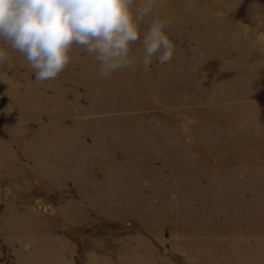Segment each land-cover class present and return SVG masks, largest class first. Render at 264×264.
I'll list each match as a JSON object with an SVG mask.
<instances>
[{
	"label": "rangeland",
	"instance_id": "rangeland-1",
	"mask_svg": "<svg viewBox=\"0 0 264 264\" xmlns=\"http://www.w3.org/2000/svg\"><path fill=\"white\" fill-rule=\"evenodd\" d=\"M215 2L221 13L229 8V19L193 22L188 33L170 25L181 59L161 65L154 56L148 69L135 65L144 78L137 90L121 70L102 78L90 58L85 68L67 66L86 85L59 74L54 91L52 80L37 82L23 55L11 52L12 67L0 66L7 80L0 79V146L14 126H25L22 96L4 86H33L63 105L44 164L27 160L28 148L11 146L12 157L0 148V264H35L38 249L56 264H127L129 256L136 264L264 260V0ZM141 54L139 42L130 45V55ZM29 127L42 129L36 121ZM99 144L114 150L113 166L131 173L99 172ZM77 146L83 155L73 154ZM69 162L74 169L65 170ZM66 203H76L68 210L78 216L72 223L60 218ZM26 242L31 248L23 251Z\"/></svg>",
	"mask_w": 264,
	"mask_h": 264
},
{
	"label": "clouds",
	"instance_id": "clouds-1",
	"mask_svg": "<svg viewBox=\"0 0 264 264\" xmlns=\"http://www.w3.org/2000/svg\"><path fill=\"white\" fill-rule=\"evenodd\" d=\"M153 5L154 0H0V66L10 69L11 52H19L37 82L54 80L71 62L74 44L98 62L102 78L135 65L148 69L154 56L164 65L175 51L166 31L172 21L155 15ZM137 42L142 54L130 55ZM30 248V242L22 246Z\"/></svg>",
	"mask_w": 264,
	"mask_h": 264
},
{
	"label": "bare ground",
	"instance_id": "bare-ground-1",
	"mask_svg": "<svg viewBox=\"0 0 264 264\" xmlns=\"http://www.w3.org/2000/svg\"><path fill=\"white\" fill-rule=\"evenodd\" d=\"M212 2H204L202 0H192L191 4L193 6L190 7V4L188 3V0H163V2H159L157 7H155V9H153V13L155 15H158L161 18L164 19H170L172 21V26L173 28H175L176 30L180 31L181 33H188V29L190 27V25L193 22H197L200 24H204V25H208L211 26V22L209 21L210 18L215 17V19L217 21H219V18L222 16L223 21L224 20H228V7L226 6L225 8L227 10H224L223 13H221L218 9H216V7H219V2H215V0H211ZM183 3H187L186 4V9H180V5ZM221 3V2H220ZM155 6V5H154ZM224 7V6H221ZM189 10V11H188ZM218 15V16H217ZM235 16V14H233ZM150 18V17H147ZM144 24V23H143ZM222 24V23H221ZM172 37L177 38L174 34H171ZM247 36V34L245 35ZM251 38V37H250ZM248 39V36H247ZM173 41H177V42H181L179 40H173ZM260 45L257 44V48L256 50L259 51L260 49ZM179 52V47L175 45V51H174V55H173V60H176L177 58L181 59L178 56ZM71 55V62L68 65L71 66H76L79 65L80 68H85L87 63L90 61V58H92L91 56H89L83 48L77 46V45H73L72 46V51L70 53ZM258 55L261 56V58L264 59V54L258 53ZM81 58V59H79ZM82 65H84V67H82ZM72 67V68H73ZM72 68H65L60 75L70 81L73 82L75 84H79L81 86L86 85L83 80H77L79 79V75L74 72V69ZM154 69L158 70V67H154ZM91 72V73H89ZM121 73L124 76V81L131 83L132 85H137V86H132V89L137 90L141 87H139L144 81H143V76L142 73L136 69L134 66L131 68H126L121 70ZM89 76L92 74V71L89 70L88 71ZM98 78V77H96ZM0 79L2 80V83L4 85H7V80L3 77L0 76ZM149 79V76L146 78V80ZM111 83V82H109ZM50 88H52L55 91V88L57 87V83L50 81L49 83H47ZM108 86V84H106ZM43 87V86H42ZM89 87V86H86ZM4 91L9 92V93H13V91H15L18 96H22L18 99H16L17 101H19V105H22L23 108H21L20 110V119L23 121L25 126H22L20 128H16L15 126L9 131L10 132V139L8 142H6L2 146H0L1 149H3V153L12 157L13 155V150L11 146L15 145L16 148L18 150H21L22 148H28L30 150V152L32 153V156H26L28 159L27 160H32L39 163V164H44L45 160H46V155H49L50 150H49V144L52 143H56V139L58 137V135H56L55 133H53V130L58 129V126H61L60 123V111L62 108V101L60 99H56L53 101H45L47 100L45 97V92H40L38 90H36L35 87L30 86V87H24V88H16L14 86H4L3 87ZM97 92L99 93L100 96H98L99 100L101 98L102 95V91L101 90H97ZM25 96V97H24ZM64 102V101H63ZM66 103V102H65ZM68 104V103H66ZM69 105V104H68ZM48 109V111H47ZM44 116H47L49 118V121L47 123L42 121V118ZM75 116V119H73V121L75 122L76 120V115L73 114L70 117H68V123L72 121V117ZM167 118V117H166ZM66 120V121H67ZM167 120V119H166ZM202 122L201 124L210 123V119L209 120H205L204 118H201ZM33 121H36L40 124V126H42L41 130L36 132L34 131L33 128L29 127V124ZM200 122V121H198ZM51 123V127H49ZM57 123V124H56ZM79 123L82 122H78L77 125ZM197 122L196 119L194 120V124L193 126H196ZM85 125H78V127L80 129H82ZM50 128L49 129H46ZM61 129V127H60ZM71 132H73V129H71ZM76 145V144H75ZM110 146L107 145L106 148H104L102 145H98V147L95 149L96 154L98 155H102L103 154V158L99 157L93 164L96 165L97 167H99V172H106L107 170L111 171V174L113 176H117L118 174L126 177L128 176L131 171L129 170L128 166L125 167H119L117 166V163L115 166H113V164H115V162L113 163V161H115V152L114 150H109L107 152H105ZM84 151H82L80 149L79 146H77L75 149L73 148V154L75 155H83ZM105 152V153H104ZM107 153V154H106ZM106 156L111 158V162L109 160L105 161L104 158H107ZM14 159V158H12ZM71 162V161H70ZM69 162V166L65 167V170L67 169H74V165H72ZM74 163V162H72ZM87 169L89 170L90 168L87 167ZM119 169V170H118ZM50 174V173H49ZM131 187V186H130ZM65 210L63 209L62 211V215L60 216L61 220H66L69 223H72L74 219H76L78 216L74 217L73 214L68 211L70 209H73L76 205V203H66L65 204ZM80 214V210L78 215ZM17 230L16 232L19 233L20 235H23V230H24V222H20L17 223L16 225ZM31 233V231H30ZM258 236L259 232H258ZM51 241H55L52 240ZM245 242L241 243V246H243L245 249H248V246L246 244H244ZM48 248L50 250V252H52L53 250V246L51 244L48 243ZM38 249V248H37ZM129 249H126L125 252L126 254H129ZM259 254V253H258ZM249 255V254H248ZM58 256L60 257V255L58 254ZM260 257V255H259ZM42 258H44L47 261V264H56V260L52 257V255L50 254H42V252L38 249V252L36 254V257L34 258V263L35 264H43L40 261L42 260ZM62 260V256L59 258ZM127 264H136L135 261L129 256V258H127L126 260ZM253 264H264V260H254Z\"/></svg>",
	"mask_w": 264,
	"mask_h": 264
}]
</instances>
